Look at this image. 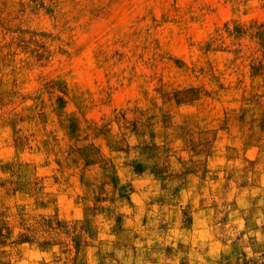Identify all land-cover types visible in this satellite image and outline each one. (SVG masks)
I'll list each match as a JSON object with an SVG mask.
<instances>
[{
	"label": "rangeland",
	"instance_id": "1",
	"mask_svg": "<svg viewBox=\"0 0 264 264\" xmlns=\"http://www.w3.org/2000/svg\"><path fill=\"white\" fill-rule=\"evenodd\" d=\"M0 264H264V0H0Z\"/></svg>",
	"mask_w": 264,
	"mask_h": 264
}]
</instances>
